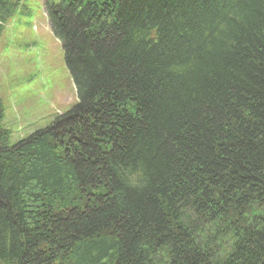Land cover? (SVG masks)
I'll use <instances>...</instances> for the list:
<instances>
[{"label": "trees", "instance_id": "1", "mask_svg": "<svg viewBox=\"0 0 264 264\" xmlns=\"http://www.w3.org/2000/svg\"><path fill=\"white\" fill-rule=\"evenodd\" d=\"M45 14L77 103L10 147L0 98V264H264V0Z\"/></svg>", "mask_w": 264, "mask_h": 264}, {"label": "rangeland", "instance_id": "2", "mask_svg": "<svg viewBox=\"0 0 264 264\" xmlns=\"http://www.w3.org/2000/svg\"><path fill=\"white\" fill-rule=\"evenodd\" d=\"M46 1L23 0L0 42V98L10 147L47 128L77 103L61 43L45 15Z\"/></svg>", "mask_w": 264, "mask_h": 264}]
</instances>
